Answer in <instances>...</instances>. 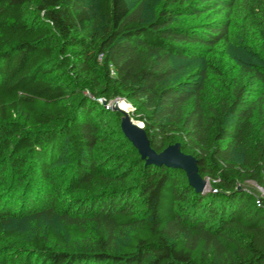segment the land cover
<instances>
[{
	"label": "trees",
	"instance_id": "obj_1",
	"mask_svg": "<svg viewBox=\"0 0 264 264\" xmlns=\"http://www.w3.org/2000/svg\"><path fill=\"white\" fill-rule=\"evenodd\" d=\"M153 1L99 0L100 27L89 0H0V264H264V197L246 187L264 189V0H164L146 20ZM237 21L248 54L225 70ZM189 60L204 65L183 78ZM102 98L213 188L148 165ZM34 215L63 232L5 229Z\"/></svg>",
	"mask_w": 264,
	"mask_h": 264
},
{
	"label": "rangeland",
	"instance_id": "obj_2",
	"mask_svg": "<svg viewBox=\"0 0 264 264\" xmlns=\"http://www.w3.org/2000/svg\"><path fill=\"white\" fill-rule=\"evenodd\" d=\"M163 2L164 0H154L152 3L145 6L143 10V12H145L144 13L145 19L150 20V18L155 16L157 13V10L160 8ZM88 5H89V9L91 13L93 14V18L99 21L100 27L104 26L106 24V18H104L103 15L99 11V0H89ZM135 5L136 3L132 4V7H134ZM236 30H237V34L236 32L234 33V42H236V44H234L233 48H229L228 50L224 49L223 51L220 48L218 51V59L219 60L222 59L226 63V66L223 67L225 70H231L235 66L236 59L234 57L243 56L245 54H248L247 53L248 50L242 46L241 47L244 49H242V52H240L241 47L239 44H246L247 42L245 41L246 42L245 43L244 38H243L244 37V27L238 21L236 23ZM253 51H254V48L250 50V53H252ZM177 63H178V66L180 67V72L183 74L182 77L185 78V76L188 73L193 72L197 69H200L204 65V60H198V61L189 60V61H184V62L179 61ZM98 101L101 104H104L108 109L113 110V111H117L114 109L115 107L119 109V105L121 101L127 102L125 99H120V100L117 99L109 103L107 102L105 98L99 99ZM127 104L131 106L132 113L127 114L125 111L119 109L120 111H117V112H121L123 115L119 126L122 129L126 138L131 142V144H133V142L125 134L124 128H122L123 118L127 114L130 120L132 122H135L136 125L139 126V123L141 122L134 120L133 118L134 109L130 103L127 102ZM140 126H142V123L140 124ZM142 128L144 129L143 126ZM261 135H262V131L257 133V136L260 137ZM133 145L137 149L135 144ZM137 150L139 151V149ZM140 156H141V153H140ZM246 187L260 194L262 197H264V191L260 189L259 187H257L256 185L249 184ZM212 188H213V185L210 183V180H209V186L207 190L209 191ZM48 227L54 228L56 232L58 231L61 233L63 232L62 221L59 218V216L49 217L46 215H41V216L34 215V216H27L24 219H13L8 223V225L5 226V229L19 230L21 232L28 233V235L31 237H34L37 235H41L42 233H45L48 230ZM2 245L6 246V248L16 249L21 252H25V250L29 249V245L26 244V241L16 240V239H11V238L9 240L8 239L4 240Z\"/></svg>",
	"mask_w": 264,
	"mask_h": 264
},
{
	"label": "water",
	"instance_id": "obj_3",
	"mask_svg": "<svg viewBox=\"0 0 264 264\" xmlns=\"http://www.w3.org/2000/svg\"><path fill=\"white\" fill-rule=\"evenodd\" d=\"M114 109L120 111L117 107H115ZM125 122L128 123V127L127 124H125ZM130 126L133 127L134 129V133L136 134L134 135L138 136L141 142L146 143L148 152H145L142 146L138 144L133 139V137H131L132 135L129 132L131 130ZM142 126L140 125L136 126V123L132 122L127 114L123 118L122 128H124L125 134L128 136V138L133 142V144H135L137 149H139V152L141 153V158L143 160H146L148 165L166 166L169 168L173 167L183 170L188 177L189 184L195 189V191L199 193L207 192L209 186V180L203 178L202 175H200L198 160L190 154L186 155L185 153H183L181 149V145L179 143L170 145V147H168L161 153H158L155 149L153 150L151 143L148 139V136L146 134V131L145 129L142 128ZM170 149H173L177 154H180L183 157L186 158L188 157L190 160L188 161L187 165L184 166L181 162L175 159L166 158V153L170 151ZM239 189H241V187H239Z\"/></svg>",
	"mask_w": 264,
	"mask_h": 264
},
{
	"label": "bare ground",
	"instance_id": "obj_4",
	"mask_svg": "<svg viewBox=\"0 0 264 264\" xmlns=\"http://www.w3.org/2000/svg\"><path fill=\"white\" fill-rule=\"evenodd\" d=\"M119 109H121V110H123V111H125L127 114H131L132 113V111H131V106L130 105H128L127 104V102H125V101H121L120 102V105H119ZM125 124H127V127H128V123L127 122H125ZM141 123H139V125H140ZM137 126V125H136ZM129 129V128H128ZM130 134L132 135L131 137H133V139L138 143V144H140L141 146H142V148H143V150L145 151V152H148V148H147V146H146V143H143V142H141L140 141V139H139V137L138 136H135L136 134L134 133V129H133V127H131L130 126ZM139 130V129H138ZM135 134V135H134ZM166 158H168V159H175V160H177V161H179V162H181L184 166H186L187 165V163H188V161L190 160L188 157L186 158V157H183V156H181L180 154H177L173 149H170V151H168L167 153H166Z\"/></svg>",
	"mask_w": 264,
	"mask_h": 264
},
{
	"label": "built area",
	"instance_id": "obj_5",
	"mask_svg": "<svg viewBox=\"0 0 264 264\" xmlns=\"http://www.w3.org/2000/svg\"><path fill=\"white\" fill-rule=\"evenodd\" d=\"M261 189V188H260ZM264 191V189H262Z\"/></svg>",
	"mask_w": 264,
	"mask_h": 264
}]
</instances>
